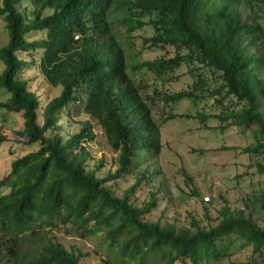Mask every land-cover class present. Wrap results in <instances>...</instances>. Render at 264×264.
I'll use <instances>...</instances> for the list:
<instances>
[{
	"label": "trees",
	"instance_id": "1",
	"mask_svg": "<svg viewBox=\"0 0 264 264\" xmlns=\"http://www.w3.org/2000/svg\"><path fill=\"white\" fill-rule=\"evenodd\" d=\"M263 4L264 0H0V20L7 32V42L0 47V88L9 94L0 107L21 115L23 127L11 140L31 148L14 158L0 179V188L9 187L0 196V264H79L82 254L68 251L51 235L60 225H69L82 238L100 233L108 256L114 263L120 260L118 264H210L230 256L238 240L259 257L257 264H264V225L251 215L222 208L218 223L208 228L194 222L190 229L147 222L143 215L155 206V194L141 207L130 200L147 170L139 172L120 197L107 185L136 171L148 154L161 151L160 125L127 71L126 53L115 31L120 24H128L129 30L149 25L154 30L146 39L149 47L180 52L148 63L156 75L184 63L193 70H209L221 83L213 92L241 105L227 111L223 120L230 118L235 126L253 130L254 144L242 151L264 154V30L257 19ZM23 53L39 57L38 64L25 61ZM30 65L61 88L44 105L19 77ZM201 82L197 77L194 88ZM185 98H195L193 90L164 96L165 102ZM65 108L79 110L102 127L112 149L119 152L115 173L102 178L86 167L89 154L83 144L94 140L89 122L66 139L56 132L58 115ZM8 141L0 132V146ZM254 201L264 212V187Z\"/></svg>",
	"mask_w": 264,
	"mask_h": 264
},
{
	"label": "rangeland",
	"instance_id": "2",
	"mask_svg": "<svg viewBox=\"0 0 264 264\" xmlns=\"http://www.w3.org/2000/svg\"><path fill=\"white\" fill-rule=\"evenodd\" d=\"M243 14L247 15L248 11ZM257 14L264 30V4ZM141 21L148 19L141 18ZM128 26L120 24L115 31L126 53L127 71L140 88L153 119L160 125L161 151L158 155L148 154L136 171L125 173L107 185L120 197L134 185L138 173L147 170V177L130 194V200L138 207L149 201L151 193L155 194V206L143 215L147 222L172 223L186 229L192 228L194 222L208 228L218 223L221 209L226 208L234 215H251L263 226L264 212L258 210L254 200L264 187V171L258 169V166L264 167V154L244 153V148L254 144L253 130L235 126L230 118L223 120L227 111L238 110L241 105L234 103L231 96L213 92L221 83L205 68L193 70V65L184 63L161 77L153 73L148 63L171 58L180 52L171 47L164 50L149 47L150 42L146 39L154 36L151 26L132 30ZM6 42L5 24L0 20V47ZM20 57L28 63L34 60L38 64L39 57L25 53ZM2 69L0 63V72ZM19 77L41 97V105L60 94L61 88L49 84L34 65L21 70ZM197 77H202L203 82L194 88ZM192 90L195 98L176 102L164 100L165 95ZM8 97L9 94L0 88V104ZM86 122L91 124L94 135L92 142L83 144L89 154L86 167L104 178L118 169L119 152L112 149L102 127L94 119L75 108H65L58 115L56 132L66 139L76 134ZM38 123H42L41 110L38 111ZM22 127L20 114L8 113L0 107V132L10 139L0 146V179L8 174L14 158L31 149L11 140L14 132ZM8 192L9 187L0 188V196ZM51 235L68 251L82 254L79 264L120 263V260L112 262L108 256L100 233L82 238L69 225H60ZM259 261L250 246L238 240L230 256L210 264H257ZM128 264L136 263L129 260Z\"/></svg>",
	"mask_w": 264,
	"mask_h": 264
}]
</instances>
